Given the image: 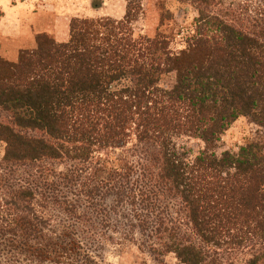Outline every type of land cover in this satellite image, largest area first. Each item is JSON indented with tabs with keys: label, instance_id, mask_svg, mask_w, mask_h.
<instances>
[{
	"label": "trees",
	"instance_id": "1",
	"mask_svg": "<svg viewBox=\"0 0 264 264\" xmlns=\"http://www.w3.org/2000/svg\"><path fill=\"white\" fill-rule=\"evenodd\" d=\"M215 1L196 0L178 52L128 12L73 17L68 40L0 57V264H109L99 251L127 243L264 264V19L244 28ZM242 116L261 136L217 154ZM182 135L205 147L191 158Z\"/></svg>",
	"mask_w": 264,
	"mask_h": 264
},
{
	"label": "rangeland",
	"instance_id": "2",
	"mask_svg": "<svg viewBox=\"0 0 264 264\" xmlns=\"http://www.w3.org/2000/svg\"><path fill=\"white\" fill-rule=\"evenodd\" d=\"M113 18H124L128 12L136 31L155 36L161 31L171 39V47L178 52L186 46V35L198 16L196 0H95ZM92 0H0V57L18 61L25 49L37 46V38L48 34L64 39L69 34L71 16L107 17L93 13ZM212 10L234 19V23L253 28L254 19H264V0H216ZM177 73L164 75L162 83L171 87ZM262 127L251 117L236 120L217 142L215 152H238L240 147L261 136ZM175 142L194 158L204 142L193 135L175 137ZM4 144L0 143V155ZM109 264H183L170 253L157 256L144 252L136 244L108 245L98 253ZM233 259V258H232Z\"/></svg>",
	"mask_w": 264,
	"mask_h": 264
},
{
	"label": "crops",
	"instance_id": "3",
	"mask_svg": "<svg viewBox=\"0 0 264 264\" xmlns=\"http://www.w3.org/2000/svg\"><path fill=\"white\" fill-rule=\"evenodd\" d=\"M95 0H92V3L94 2ZM93 7V13H96L97 15H108L107 17H111V16H113V13L112 12H109V10H108V12H107V10H106V8H105V6H103V7H101L100 5L98 6V7H94V6H92ZM73 17H78V16H71V20H72V18ZM89 18H91V17H89ZM98 18H101V17H98ZM113 18V17H112ZM114 19H116V18H114ZM70 23H71V21H70ZM69 36H70V25H69V34H68V36L66 37V38H64V39H57L58 41H66V40H68L69 39Z\"/></svg>",
	"mask_w": 264,
	"mask_h": 264
}]
</instances>
